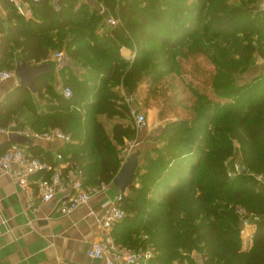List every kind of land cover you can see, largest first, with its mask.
<instances>
[{
    "label": "trees",
    "instance_id": "obj_1",
    "mask_svg": "<svg viewBox=\"0 0 264 264\" xmlns=\"http://www.w3.org/2000/svg\"><path fill=\"white\" fill-rule=\"evenodd\" d=\"M0 1L9 12L6 21L0 17V71L15 69L16 51L26 63L51 70L35 82L34 93L17 86L7 94L0 127L15 122L39 133L58 128L69 134L74 142L60 151L81 169L88 187L113 181L124 140L136 133L123 122L129 110L112 88L121 85L134 97L144 79L157 83L175 72L173 52L184 43L207 54L200 36L224 40L226 63L213 61L222 66L213 76V99L198 95L205 104L193 107L190 117L168 121L160 146L141 156L134 185L120 202L125 218L112 237L118 246L152 248L149 264L192 261L193 252L203 264H264V81L232 86L235 65L244 69L256 57L264 60V0H93L119 20L103 33V15L80 0H58V10L52 0H39L29 18ZM122 47L135 51L131 64ZM51 52L65 53L82 72L78 77L69 66L59 68L70 98L57 91L58 63L46 62ZM80 105L89 113L84 128L71 110ZM99 117L120 121L108 133ZM29 150L42 154L38 147ZM192 154L188 170L171 176L174 184L161 182L172 163ZM236 155L247 173L229 177ZM41 158L53 165L49 152ZM241 207L258 217L248 250L242 247Z\"/></svg>",
    "mask_w": 264,
    "mask_h": 264
},
{
    "label": "built area",
    "instance_id": "obj_2",
    "mask_svg": "<svg viewBox=\"0 0 264 264\" xmlns=\"http://www.w3.org/2000/svg\"><path fill=\"white\" fill-rule=\"evenodd\" d=\"M11 4L16 12L24 17L32 14V4L39 0H5ZM56 10L59 9L58 0H52ZM1 7V5H0ZM264 8V4H262ZM107 29L116 27L119 20L113 16L105 18ZM135 53H132L128 59L133 62ZM64 59L63 52H55L53 60L61 65ZM15 78L14 70L0 71V81H6ZM62 95L70 98L72 95L69 87L62 88ZM124 104L128 107L129 117L136 130H142L146 126V119L140 112L131 108L133 97L122 91ZM13 131L20 136L27 137L36 142L51 144L53 150V165L50 161L42 159L39 156L30 154L23 147L13 145L8 147L0 154V170L10 176L14 185L19 191L27 195L28 204L26 208L37 211L40 206L48 204L54 200L58 205L60 213L68 216L78 208L88 203L112 187V182L102 184L96 187L84 186V176L81 169L70 159V156L64 157L61 149L72 144L74 141L69 134H65L58 128L39 133L29 126L18 127L15 122H11L6 127H0V134L9 135ZM130 153L127 152L123 157V162ZM241 172V163L235 162L228 169V176L235 177ZM58 195L59 198L57 197ZM38 204L35 205L34 200ZM122 195L118 194L115 199L107 200L102 205L103 214L96 219V227L100 233L104 234V239L93 242L88 248L86 255L93 263L99 261L100 264H149L154 257L153 249L147 248L144 251H137L129 247L118 246L110 236L115 224L125 218V212L121 209L120 202ZM240 214L241 236L246 235V230L256 223L258 217H247L246 212L238 208ZM254 225V224H253ZM52 264H73L71 262L56 260Z\"/></svg>",
    "mask_w": 264,
    "mask_h": 264
},
{
    "label": "crops",
    "instance_id": "obj_3",
    "mask_svg": "<svg viewBox=\"0 0 264 264\" xmlns=\"http://www.w3.org/2000/svg\"><path fill=\"white\" fill-rule=\"evenodd\" d=\"M92 3L95 4L96 2L93 1ZM0 5V17L6 21L9 12L7 8L2 6L1 1ZM124 49L129 51L130 55L131 52L135 53L134 50ZM53 54V52L50 53L46 62L54 61ZM126 54L123 57L129 61ZM14 59L16 61L20 60L19 51L14 53ZM63 66H66V63L58 64L55 71L56 80L60 78L58 71ZM17 86L16 78L0 81V103ZM123 122L127 123L126 121ZM11 134L16 133L11 131L9 135ZM9 135L0 134V154L13 145L23 147L30 154L32 153L29 148L38 147L42 149V154L36 155L39 157H43L45 152L51 154V150H53L51 144L36 142L28 138L30 140L29 144L23 145L12 141ZM143 145H145V142ZM153 147H149V149ZM134 151L138 152L140 156L144 154L138 150ZM120 158H123L122 155H120ZM51 159L53 161L52 155ZM188 159H195V155H188L174 163L180 165V171L185 172L189 168ZM174 163L170 165L164 176L169 174ZM168 180L173 183L171 179ZM173 180L175 182V179ZM118 194L112 186L105 194H100L92 199L88 205L81 206L68 216L60 213L56 200L40 206L37 211H32L26 208L28 204L27 195L19 191L10 176L0 170V264H52L56 260L73 264H100L99 261L92 263L86 252L93 242L105 238L104 234L97 230L96 219L103 214L102 205L104 202L115 199ZM59 196L61 195L57 197L59 198ZM34 203L35 205L38 204L37 199L34 200ZM112 232L113 229L110 232L111 238H113ZM254 232L255 228L249 227L246 230V235L242 239L244 250H248L252 246ZM199 255L194 252L190 255L195 264H203Z\"/></svg>",
    "mask_w": 264,
    "mask_h": 264
},
{
    "label": "rangeland",
    "instance_id": "obj_4",
    "mask_svg": "<svg viewBox=\"0 0 264 264\" xmlns=\"http://www.w3.org/2000/svg\"><path fill=\"white\" fill-rule=\"evenodd\" d=\"M81 1L86 3L89 7H92L95 10L97 9V12L103 15L104 20L110 15V12L104 8L102 4H93L92 0ZM105 29L107 28L104 22L100 32H105ZM198 39V41L202 43H200L201 47L207 52V54L194 50L191 44L184 43L173 52L177 53L175 55V61L178 62L173 74H166L157 83H151L150 79H144V81H142L138 93L133 97L134 100L131 104V108L144 115L147 121L146 126L139 131L135 129L136 133L133 139L124 140V149L121 152L122 156L127 152L131 153L134 150H138L143 154L149 150V147L154 146L153 148H155L160 146L161 137L159 136V133L168 121L192 116L191 113L193 107L200 109L205 104V102L199 100L198 95L202 94L209 99H213L214 94L211 89L213 76L217 69L222 67L215 66L213 61L220 65H222L223 62L226 63L223 59V46L225 41L221 39L214 40L209 35L206 37L200 36ZM120 53H122V55L127 53L126 56H130V52L123 47L120 49ZM63 62L64 64L66 63V66H69L78 77H81V70L74 66L65 53L62 63ZM131 63L132 62H130V64ZM235 67L236 72L232 75V86H235V84L243 85L254 78H261L260 81H264V60H261L258 57H256L249 65L242 66L245 67L244 69L236 65ZM56 84L57 91L61 93L63 87L61 78L56 80ZM189 88H191V90ZM112 91L120 96L121 103L124 104L122 97V91H124V89L122 86L118 85L113 87ZM42 105L44 106L45 103L42 102ZM71 110L76 111L81 115V125L83 127L85 120L89 117L85 105L71 107ZM188 113L191 115L189 114L188 116ZM99 120L108 133H110L112 126L120 121L118 119L108 120L105 117H99ZM123 121L132 124L129 116ZM201 123H205V121H201ZM144 142L145 145H143ZM239 161V156L236 155V157L230 162L231 164H229L228 169L231 168L233 163ZM179 166L180 165L174 163L171 168L172 170H170L168 175L164 176L161 182H168V179H171V182L175 183L173 180L174 178L171 176L174 175L176 171L184 173L183 171H180ZM157 195L158 194L154 193L151 197H156ZM241 209L246 212L247 217L252 216L248 209L244 207H241ZM253 224L250 226L251 228H255V223ZM174 263L195 264L193 259L191 261L186 258L176 260L173 264Z\"/></svg>",
    "mask_w": 264,
    "mask_h": 264
},
{
    "label": "water",
    "instance_id": "obj_5",
    "mask_svg": "<svg viewBox=\"0 0 264 264\" xmlns=\"http://www.w3.org/2000/svg\"><path fill=\"white\" fill-rule=\"evenodd\" d=\"M50 72L51 70L48 64L31 65L21 59L16 62L14 69L18 86L26 87L33 93L35 92V82ZM9 138L23 145H28L30 141L27 137L17 134H11ZM140 158L141 156L138 152L132 151L113 179L112 185L120 195H124L134 185V176L139 167ZM241 173H247L245 166L241 167Z\"/></svg>",
    "mask_w": 264,
    "mask_h": 264
}]
</instances>
